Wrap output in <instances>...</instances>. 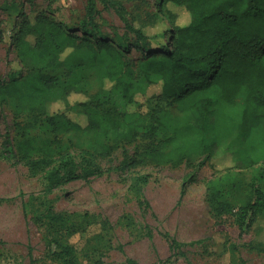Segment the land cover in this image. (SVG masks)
<instances>
[{
  "label": "trees",
  "instance_id": "16d2710c",
  "mask_svg": "<svg viewBox=\"0 0 264 264\" xmlns=\"http://www.w3.org/2000/svg\"><path fill=\"white\" fill-rule=\"evenodd\" d=\"M101 1L116 11L126 35L107 40L95 21V0H88L83 37L42 14L25 15L13 27L9 44L20 66L8 73L7 82L0 81V108L9 106L15 118H26L27 125L18 124L23 133L16 151L32 173H47L44 194L98 174L94 160L110 156L122 142L152 143L140 160L126 155L122 166L128 170L147 160L202 167L213 158H227L236 170L264 162V0H165L186 16L178 24L168 10L169 19L161 26L165 42L163 29L128 20L124 1ZM128 34L142 54L138 59L128 57ZM153 85L160 92L148 97ZM60 103L66 110L52 111ZM33 128L42 131L33 133ZM74 148L88 163L81 173ZM225 178L211 181L207 190L216 220L231 210L218 203ZM263 213L264 190L254 186L238 212L241 234L252 230ZM70 218L49 205L32 217L46 227V251L58 264H80L70 242L80 229ZM103 224L109 228L108 221ZM163 236L176 264L187 244ZM93 240L101 244L104 238L99 234ZM242 246L264 252L259 240ZM30 258L33 263L31 252Z\"/></svg>",
  "mask_w": 264,
  "mask_h": 264
},
{
  "label": "rangeland",
  "instance_id": "374dc122",
  "mask_svg": "<svg viewBox=\"0 0 264 264\" xmlns=\"http://www.w3.org/2000/svg\"><path fill=\"white\" fill-rule=\"evenodd\" d=\"M122 1L129 21L163 29L164 42L166 29L161 26L168 21L169 11L176 14L178 24L186 21V16L166 5L165 0ZM87 4L88 0H0V81L7 82L8 73L20 66L9 41L14 25L25 15L42 14L83 37L80 29ZM95 6V21L108 41L116 35H126L125 24L114 9L101 0H95ZM132 42L133 37L128 34V57L138 59L142 54ZM160 89L159 85L150 86L147 96ZM75 100L74 97L71 102ZM116 102L123 106L118 97ZM58 109L65 111L66 106L57 104L52 111ZM25 121V117L15 118L9 106L0 108V264H58L46 251V227L32 219L48 205L55 212L71 215L70 221L78 225L80 234L70 242L77 249L80 264H129L128 259L137 264H172L170 243L164 233L187 244L184 256L180 255L176 264H264V252L242 246L253 240L264 242V213L243 235L237 220L251 188L264 190V162L236 170L231 169L232 162L227 158H213L202 167L185 161L158 165L147 160L128 170L122 166L126 155L140 160L143 150L152 143L147 139L122 142L110 156L94 160L98 174L65 182L52 194H44L47 173H32L16 151L23 133L18 124L27 125ZM41 131L32 130L38 134ZM74 149L77 173H81L88 163L81 150ZM221 178H225L226 187L218 203L231 210L216 220L207 190L211 181ZM134 179L139 182L137 187ZM99 234L104 238L101 244L93 240ZM196 241L202 242L190 244ZM226 243L235 244L238 249L229 251Z\"/></svg>",
  "mask_w": 264,
  "mask_h": 264
}]
</instances>
